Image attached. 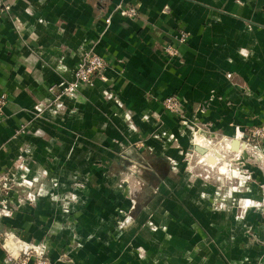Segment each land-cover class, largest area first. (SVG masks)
I'll use <instances>...</instances> for the list:
<instances>
[{"label":"crops","instance_id":"1","mask_svg":"<svg viewBox=\"0 0 264 264\" xmlns=\"http://www.w3.org/2000/svg\"><path fill=\"white\" fill-rule=\"evenodd\" d=\"M1 1L8 9L0 13V94L6 96L0 171H8L15 187L0 192V264H33L36 255L20 252L21 245L42 250L51 264H175L156 250L146 252L148 261L139 259L134 248L144 239L116 226L114 213L128 201L124 188L111 184L113 162L123 161L115 153L128 141L141 143L134 154L151 192L183 193L178 214L170 212L167 222L155 218L168 227L153 236L161 247L181 232L196 236L193 228L209 233L242 207L237 200L220 208L211 196L215 189L201 180L182 187L184 181H168L163 191L159 180L183 173L177 163L199 135L195 122L237 138L264 124V0ZM130 7L133 16L124 13ZM181 29L188 32L183 43ZM168 45L176 54L165 52ZM90 52L104 59L103 75L56 101ZM169 95L179 99L178 113L165 110ZM249 164L254 177L257 168ZM239 175L234 197L245 181ZM245 179L249 219L258 188L249 174ZM68 194L78 198L70 211L64 209ZM198 194L202 204L191 201ZM234 241L233 252L189 253L182 262L264 264V250Z\"/></svg>","mask_w":264,"mask_h":264},{"label":"rangeland","instance_id":"2","mask_svg":"<svg viewBox=\"0 0 264 264\" xmlns=\"http://www.w3.org/2000/svg\"><path fill=\"white\" fill-rule=\"evenodd\" d=\"M65 94L66 92L61 90L60 96L56 98V101ZM39 114L40 116L42 115L41 112ZM201 123L195 122L193 125L194 133H198L199 135H195L193 137L194 140L190 141L189 146L180 151V162L177 165L180 166V170L183 173L178 172L179 170H174V174L169 172L171 179L159 180V188L162 187L160 190L163 191V188L165 189V186L168 185V181L171 182V185L173 183L180 185L184 181L181 184L182 187L185 184L201 180L205 185L215 189L214 194L211 196L213 202H218L219 206L220 204L234 203L238 200V204L242 207H238L232 213L229 212L227 217L223 215L219 226L211 232L208 231L209 233L205 232L203 234L201 231L202 233L199 234V229L193 228L190 230V234L193 236L196 233V236L191 238L188 235L184 236V233L181 232L180 235L182 237H177L174 243L166 245V248L161 247L160 242L155 241L153 236H157L160 230L166 233L168 227L162 223L157 225L155 218L164 222L168 214L171 215L170 212L178 214L184 202L183 193L174 195L172 192L174 188H171L170 191L167 188V191L164 190L165 193H160L157 189L156 193L151 192L148 188L152 185L151 180L143 178L138 173L139 169L144 165L140 160L141 157L134 154L141 143L128 141V146L125 147H129L130 150L128 149L127 151L123 147L115 153L123 161L119 163L113 162V166H115L113 171L116 173L111 183L117 188H124L127 193L125 195L128 201L126 204L127 209L120 210L119 212L116 211L115 213L114 211L112 212L114 213L116 226L120 227V230H127L133 239L136 238L134 237L135 234L141 235L144 239L142 240L143 243L138 240L141 246L138 245L134 248L139 259L143 261H148L150 258L146 252L154 250L162 252L166 257L172 259L175 264H183L182 261L185 260L181 258L184 257V254L188 256L189 253L198 254L201 251L207 254L220 250L230 253V251L233 252L238 247V243L234 241L236 237L242 240L240 242H242L243 247L249 245L255 252H262L264 250V150L261 146L263 142H257L259 141L257 138L250 136L251 129L259 125L246 129L237 138V136L233 137L222 132L205 130L200 126ZM25 128V125H22L19 132L25 133ZM200 135L203 139L199 137ZM240 140H243V142ZM230 141L232 142L228 144ZM253 145H256L257 148L253 147ZM200 150H203V152H200ZM214 150H217V152H214ZM210 152L214 153L209 155ZM249 163L254 164V167L257 168L254 177L251 175L253 172ZM164 165L167 166V163ZM240 173L241 175L239 176L245 181L244 184L238 187L241 190L239 197H234L230 192L235 185L238 186V179L235 177V174ZM248 174L249 181H255L258 188L255 195L256 200H254L256 214L251 217L253 219H247L246 208L242 204L247 199L243 191H247L246 182L248 180L245 178ZM13 187H15V182H12L9 178L8 171H0V192H6ZM211 196L208 197V202H210ZM48 197L54 199L55 196L49 195ZM77 199L75 195L68 194L64 203V209L70 211L71 203ZM202 199H205V197H201L198 194L192 196L191 201L202 204ZM173 204L176 205V210L170 209ZM220 208L222 207L220 206ZM250 219L252 221H249ZM131 238L128 241L130 242L129 246L132 248L134 240ZM247 239L254 241V243L250 244V242H247ZM194 261V257L192 259L188 258L186 264H194ZM225 263L232 264L229 258Z\"/></svg>","mask_w":264,"mask_h":264},{"label":"built area","instance_id":"3","mask_svg":"<svg viewBox=\"0 0 264 264\" xmlns=\"http://www.w3.org/2000/svg\"><path fill=\"white\" fill-rule=\"evenodd\" d=\"M8 7L0 0V13L4 10H7ZM124 13L128 16L135 15V8L130 7L124 10ZM188 32L186 30H179L177 39L180 43H183L187 40ZM165 52L169 54H176V48L174 46L168 45L165 48ZM105 70V61L104 59L96 53H87L83 58V61L77 65L74 70L73 79L64 83L62 86V91L66 94H72L78 88L80 84H92L93 78L95 76H102ZM6 103L5 94H0V112L3 110V107ZM164 108L172 113H178L180 111V101L175 95H169L165 97L162 101ZM246 136V135H245ZM251 137L257 138V142H264V124L259 125L258 127H253L250 133ZM243 142V140H240ZM245 143V142H244ZM247 144V143H245ZM253 147L257 148L256 145ZM18 250L25 255L33 252L36 257L33 264H51L50 260L44 256L42 250H38L33 247L26 245H21ZM8 260L12 261V255L8 256Z\"/></svg>","mask_w":264,"mask_h":264},{"label":"water","instance_id":"4","mask_svg":"<svg viewBox=\"0 0 264 264\" xmlns=\"http://www.w3.org/2000/svg\"><path fill=\"white\" fill-rule=\"evenodd\" d=\"M234 143H235V141H234ZM234 143H233V144H234ZM200 152H203V150H200Z\"/></svg>","mask_w":264,"mask_h":264}]
</instances>
